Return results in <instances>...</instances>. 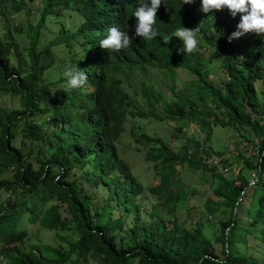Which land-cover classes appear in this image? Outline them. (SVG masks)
<instances>
[{
	"label": "trees",
	"instance_id": "obj_1",
	"mask_svg": "<svg viewBox=\"0 0 264 264\" xmlns=\"http://www.w3.org/2000/svg\"><path fill=\"white\" fill-rule=\"evenodd\" d=\"M98 6L92 0H0V96L17 97L19 103L0 104L1 259L6 264H264V103L258 97L259 89L264 94V35L247 33L229 42L240 13L233 17L227 7L204 13L202 0H162L153 25L157 36L136 37L116 52L93 42L92 25L110 23L112 16L94 15ZM23 12L24 20L11 19ZM74 17L77 21L67 20ZM180 27H199L191 53L178 52L183 42L173 33ZM209 46L221 55L219 84L206 68L203 50ZM73 68L87 75L82 87H67L65 73ZM153 68L172 75L181 71L189 84L168 99L143 79L127 88L131 74ZM138 96L148 109L134 102ZM137 115L174 123L170 142L180 137L173 145L132 128L136 150L160 177L147 189L117 149L127 118ZM188 121L201 124L206 139L213 127L233 126L249 150L238 159L256 171L254 182L241 169L229 175L216 170L206 139L184 137ZM184 166L217 178L201 215L218 218L213 241L203 235L202 218L187 227L178 214V203L189 198L176 175ZM145 192L155 197L148 210L141 209ZM26 224L53 230L67 246L27 244ZM62 230L69 237L59 234Z\"/></svg>",
	"mask_w": 264,
	"mask_h": 264
},
{
	"label": "rangeland",
	"instance_id": "obj_2",
	"mask_svg": "<svg viewBox=\"0 0 264 264\" xmlns=\"http://www.w3.org/2000/svg\"><path fill=\"white\" fill-rule=\"evenodd\" d=\"M36 9V4L34 6V10ZM68 16V14H67ZM11 19H25V13H21L19 16L11 17ZM74 18H67V20H75ZM4 16L0 11V32L3 33L2 29H4L3 24ZM213 20H211L212 22ZM204 60L206 62V68L210 71L211 77L216 84H219L224 79L223 69L220 64L221 55L220 53L213 49L211 46L207 47L203 50ZM146 80L147 82L154 85L155 89L162 93L165 99H168L174 95L175 92L179 91L182 88H185L189 84V79L186 75H184L181 71L176 72L172 75L169 72L160 71L156 68L149 69L146 71L145 75L135 71L126 81H130L132 85L127 87L131 90L133 87L139 86V80ZM260 81V80H259ZM258 85L262 86V82H258ZM259 89L258 97L259 100L264 103V94L260 92ZM134 102L138 106H141L145 109H148L149 106L147 104L144 105V102L141 100L140 96L135 99ZM0 104L8 106V107H18V98L17 97H9V96H0ZM198 124V122L188 121L184 127V137L185 138H194V139H206V131L202 129V125ZM174 127V123L170 121H158L152 117H141L137 115L134 118H127V121L124 125V130L122 131L119 139L117 140V149L120 157L124 159L130 165L132 172L135 176H137L140 181H142L145 189H147L152 184L158 183L160 177L157 173V170L154 168L152 162H148L144 160L142 152H138L136 150L137 144L135 143L133 131H137V133H146L150 136L160 137L166 142L173 144L170 142L172 140V129ZM238 131L233 126L228 127H220L216 126L212 128V132L210 133V137L205 140V147H210L212 153L210 154L209 161L211 163H216V170L222 171L226 175H229L230 171L237 172L238 169H241L242 173L245 176L249 177L251 180V184L256 179V171L252 168H248L238 159L237 154L241 153L245 157L249 155V150L246 149L245 143L243 139L237 136ZM247 134V133H246ZM180 142V137L174 140L173 145H178ZM142 149L145 147L140 145ZM221 152L222 159L229 160L230 163L220 164L221 158L215 156L213 153ZM180 170V171H179ZM177 170V176H180L181 186L188 190L189 198L186 200L180 201L178 203V214L179 216L185 220V226L187 227H196L198 221L201 219L202 225L201 230L203 235L209 240L213 241L214 236L216 234L215 228L218 226L217 219H213V217H209L208 220L203 218L204 214H206V209L204 207L205 196L209 191L214 187L217 183V178L212 175L211 172L203 171L201 169H193L188 166H184L183 169ZM211 188V189H210ZM193 190V192H190ZM155 197L151 196L148 192H145L141 199V209L148 210L154 204ZM189 209V210H188ZM228 212V210H227ZM203 215V216H201ZM27 229L30 231L27 244L30 243H40L46 245H59L63 244L67 246L66 241L64 239H60V237L55 234L53 230L45 229L41 226L36 227L30 224L25 225ZM59 234L62 236H68V231H60ZM69 237V236H68ZM215 247L220 248V244L214 243ZM48 253V251H47ZM0 264H6L0 257Z\"/></svg>",
	"mask_w": 264,
	"mask_h": 264
},
{
	"label": "clouds",
	"instance_id": "obj_3",
	"mask_svg": "<svg viewBox=\"0 0 264 264\" xmlns=\"http://www.w3.org/2000/svg\"><path fill=\"white\" fill-rule=\"evenodd\" d=\"M92 2L95 6L99 5L94 15H97L96 11L101 12L100 15L109 11L112 14L110 23L92 25L93 28L90 30L94 35L93 42L101 48L119 52L129 47L136 37L152 40L157 36L153 25L156 22L157 11L162 0H92ZM191 2L192 0H183L185 4ZM225 7L229 9L233 17L237 13L241 14L237 31L228 37L229 42L247 33L264 35V0H202L201 10L209 13L213 9L221 10ZM198 32L199 27L195 29L177 28L173 36L183 42V48L178 49V52L191 53L194 51L198 45ZM65 75L68 77V88L82 87L87 82L86 73L78 68L69 70Z\"/></svg>",
	"mask_w": 264,
	"mask_h": 264
}]
</instances>
